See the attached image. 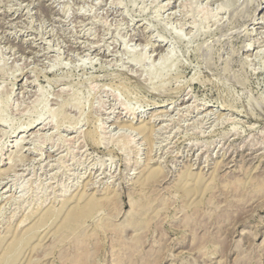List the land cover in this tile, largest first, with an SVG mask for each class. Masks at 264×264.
<instances>
[{
	"label": "rangeland",
	"instance_id": "374dc122",
	"mask_svg": "<svg viewBox=\"0 0 264 264\" xmlns=\"http://www.w3.org/2000/svg\"><path fill=\"white\" fill-rule=\"evenodd\" d=\"M0 264H264V0H0Z\"/></svg>",
	"mask_w": 264,
	"mask_h": 264
},
{
	"label": "bare ground",
	"instance_id": "6f19581e",
	"mask_svg": "<svg viewBox=\"0 0 264 264\" xmlns=\"http://www.w3.org/2000/svg\"><path fill=\"white\" fill-rule=\"evenodd\" d=\"M159 47V46H158ZM157 49V48H156ZM155 49V50H156ZM3 121V120H2ZM3 123H4V121H3ZM41 123V120H40V118H36L35 120H33V121H30L29 123H26L25 124V126H17L16 128H15V130H14V133L15 132H17V131H19V132H26L29 128V130H31L32 128H34V127H36L37 125H39ZM142 127H143V129H142ZM144 127H146L147 128V126L145 125V126H143V125H141V129L142 130H144V131H142L143 132V134H144V132H145V128ZM148 130V129H147ZM147 132V131H146ZM154 170H152V172H153ZM151 172V173H152ZM153 173H155V172H153ZM86 199L87 198H85V197H83V195L82 194H79V195H77V197H75V199L73 200V202H71V204H70V206L69 205H67V202L63 205V206H65V205H67L68 206V212L71 210V209H73V208H76V207H78L81 203H84V202H87L86 201ZM88 200V199H87ZM72 205V206H71ZM70 207V208H69ZM77 210V209H76ZM69 214V213H68ZM68 214H67V217H68ZM41 215V214H40ZM43 215H45V214H42V216ZM41 216V217H42ZM41 217H39L40 219H39V221L38 222H40V220H41ZM47 217H49V216H47ZM64 217V216H63ZM70 217V216H69ZM38 218V217H37ZM42 218H45V216L44 217H42ZM48 219V218H47ZM47 219H45V220H47ZM69 219H73V218H69ZM37 223V222H36ZM39 225V224H38ZM34 229V228H33ZM29 230V229H28ZM32 230V229H31Z\"/></svg>",
	"mask_w": 264,
	"mask_h": 264
}]
</instances>
